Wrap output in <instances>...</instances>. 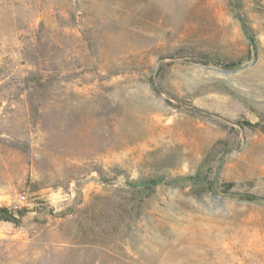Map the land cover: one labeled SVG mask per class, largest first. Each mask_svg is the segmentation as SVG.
<instances>
[{
	"label": "rangeland",
	"instance_id": "1",
	"mask_svg": "<svg viewBox=\"0 0 264 264\" xmlns=\"http://www.w3.org/2000/svg\"><path fill=\"white\" fill-rule=\"evenodd\" d=\"M0 208V264H264V0H0Z\"/></svg>",
	"mask_w": 264,
	"mask_h": 264
},
{
	"label": "trees",
	"instance_id": "2",
	"mask_svg": "<svg viewBox=\"0 0 264 264\" xmlns=\"http://www.w3.org/2000/svg\"><path fill=\"white\" fill-rule=\"evenodd\" d=\"M243 30H244L245 34H247V37L249 38L250 44H252L253 39H252L251 35L249 34L248 28L246 27L245 24L243 25ZM157 180H159V179L153 180L151 182V184H157V182H159ZM0 219L3 221H6V222L11 221V216H9V212L7 209L0 208Z\"/></svg>",
	"mask_w": 264,
	"mask_h": 264
},
{
	"label": "built area",
	"instance_id": "3",
	"mask_svg": "<svg viewBox=\"0 0 264 264\" xmlns=\"http://www.w3.org/2000/svg\"><path fill=\"white\" fill-rule=\"evenodd\" d=\"M24 200H25L24 195H19L16 203L13 205V208L15 209L18 208V204H21L22 202H24Z\"/></svg>",
	"mask_w": 264,
	"mask_h": 264
}]
</instances>
